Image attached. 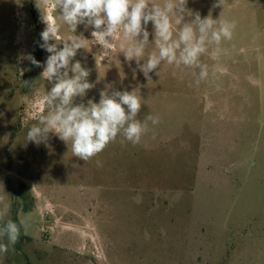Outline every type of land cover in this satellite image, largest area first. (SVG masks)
<instances>
[{
    "label": "rangeland",
    "instance_id": "obj_1",
    "mask_svg": "<svg viewBox=\"0 0 264 264\" xmlns=\"http://www.w3.org/2000/svg\"><path fill=\"white\" fill-rule=\"evenodd\" d=\"M217 2L187 0L201 18L236 25L218 58L212 48L201 56L210 74L199 86L193 69L166 63L148 81L140 66L154 44L139 64L125 59L118 37L110 59L98 44L77 51L71 63L89 70L94 87L75 104L136 89L138 118H160L139 144L118 136L85 162L54 133L25 140L50 91L31 80L43 69L25 57L46 28L43 12L55 13L41 0H0V196L10 219L30 214L29 240L0 264H264V0ZM93 30L81 24L74 34L91 41ZM147 30L151 43V22Z\"/></svg>",
    "mask_w": 264,
    "mask_h": 264
},
{
    "label": "clouds",
    "instance_id": "obj_2",
    "mask_svg": "<svg viewBox=\"0 0 264 264\" xmlns=\"http://www.w3.org/2000/svg\"><path fill=\"white\" fill-rule=\"evenodd\" d=\"M224 2L218 0L214 7L223 6ZM41 4L50 6L55 13L47 15L42 11L46 28L41 33L43 43L40 45L50 53L41 78L52 86L42 97V103L48 110L32 124L25 140L39 144L46 142L49 134L54 133L67 145L71 142L73 156L85 162L101 153L118 136L122 144L125 141L139 144L146 133L154 131L150 125H158L160 118L152 114L142 120L138 118L142 97L136 89L111 94L102 91L98 103L88 100L86 105L75 104L77 97L83 99L86 92L94 87L88 81L89 70L79 61L71 63L79 49L98 44L101 46L100 56L110 59L117 48L118 37L119 50L125 59L139 64L145 57V50L154 44L156 51L148 54L140 66L148 81L151 80L149 73L166 63L178 69H193L192 76L199 86L210 74L209 66L201 62V56L212 48V56L218 58L222 43L232 39L236 27L234 21L229 22L221 16L213 19L211 13L201 18L199 12L187 9V0H163L162 4L150 0H41ZM57 9L60 14H57ZM149 22L154 29L151 43L147 30ZM81 24L94 28L91 41L74 34ZM62 25H67L71 34L57 43ZM58 44H63V47L58 48ZM25 59L37 67L41 66L30 54ZM196 69H199L198 73ZM156 75L159 76L160 71ZM24 83L27 85L29 82ZM97 167H102L100 161H97ZM10 211L11 202L0 196V256L6 255L17 243L21 228L27 232L29 227L30 214L17 223L9 218ZM5 238L7 243L3 242Z\"/></svg>",
    "mask_w": 264,
    "mask_h": 264
},
{
    "label": "flooded vegetation",
    "instance_id": "obj_3",
    "mask_svg": "<svg viewBox=\"0 0 264 264\" xmlns=\"http://www.w3.org/2000/svg\"><path fill=\"white\" fill-rule=\"evenodd\" d=\"M67 28H68V26H67ZM40 36L41 35H37L35 33L32 34L33 44L31 46L30 55L33 56L35 58V60L39 61L40 64H41L40 67H37V66L33 65L29 61L30 69H32V70L34 69L35 71L38 68H42L43 69V67L46 65L47 57L50 55V53H48L44 48H42L40 46L41 45L40 42L42 40V39H40L41 38ZM66 36H67V34L64 32L63 25H62L58 41L60 39H63L62 37L65 38ZM53 42H55V41H53ZM41 74H42V72L38 75V74L34 73V71H33V73H31V76H30L31 80H34V81L36 80V81H40V82L43 81L44 82L45 80L43 78H41ZM45 83L48 84V89H50L52 85L50 83H48L47 81H45Z\"/></svg>",
    "mask_w": 264,
    "mask_h": 264
},
{
    "label": "trees",
    "instance_id": "obj_4",
    "mask_svg": "<svg viewBox=\"0 0 264 264\" xmlns=\"http://www.w3.org/2000/svg\"><path fill=\"white\" fill-rule=\"evenodd\" d=\"M26 212H27V210H26ZM13 221L19 223L18 215L16 213L14 214ZM25 240H29V239L25 236L24 229L21 228V234H20V237L16 243V246L18 249L21 248V246L23 245Z\"/></svg>",
    "mask_w": 264,
    "mask_h": 264
}]
</instances>
